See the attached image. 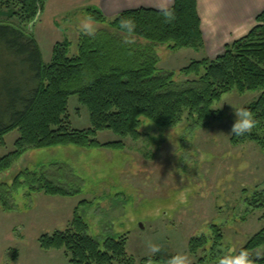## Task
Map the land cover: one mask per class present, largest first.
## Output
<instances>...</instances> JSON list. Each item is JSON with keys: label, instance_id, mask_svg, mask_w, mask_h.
<instances>
[{"label": "rangeland", "instance_id": "374dc122", "mask_svg": "<svg viewBox=\"0 0 264 264\" xmlns=\"http://www.w3.org/2000/svg\"><path fill=\"white\" fill-rule=\"evenodd\" d=\"M95 3L46 2L32 27L45 64L58 42L70 41L69 56L76 54L77 41L84 35L79 24L87 8L98 10ZM11 12L2 10L0 22L17 24V18L9 20ZM113 19L106 18L109 22ZM96 24L98 30L107 28V24ZM155 53L159 59L156 73H173L177 84L192 78L182 75L180 69L204 58L193 49L169 51L166 45L155 47ZM0 55V92L6 83L16 89L25 86V68L8 59L5 51L0 50ZM261 93L233 90L224 94L213 105L217 114L203 124L184 116L176 126L164 128L142 119L137 141L108 130L97 133L95 140L100 144L121 141L123 150L71 145L28 150L0 173V185L10 188L25 171L49 170L58 175L52 166L62 165L69 170L65 175H72L56 185L78 193L47 196L21 186L10 198L13 210L5 212L0 206V264H70L63 251H44L38 241L43 235L65 231L75 211L86 224L87 234L99 244L124 238L127 256L134 264H146L148 241L162 248L152 258L153 264H166L179 252L187 253L192 264H216L230 249L239 251L264 229V207L251 211L246 203L264 191V151L253 142L234 146L230 129L236 119L234 108L249 106ZM67 117L72 130L91 127L88 110L76 96L68 100ZM18 138L16 130L4 137L0 159L15 150ZM213 226L222 236L216 248ZM201 237L206 246L191 254L189 240ZM258 251L260 258L264 257V245L251 255L256 258Z\"/></svg>", "mask_w": 264, "mask_h": 264}, {"label": "trees", "instance_id": "16d2710c", "mask_svg": "<svg viewBox=\"0 0 264 264\" xmlns=\"http://www.w3.org/2000/svg\"><path fill=\"white\" fill-rule=\"evenodd\" d=\"M47 1L0 0V12L12 10L9 20L18 19L17 24L0 22V50L25 68L23 76L27 80L25 86L18 89L6 80L0 92V147L7 134L14 130L19 133L15 150L0 159V173L28 150L67 145L123 150L121 141L100 144L95 140L97 133L108 130L122 139L137 141L141 137L142 119L164 128L176 126L184 116L197 124L206 123L217 114L213 105L233 90L240 93L262 90L259 98L245 107L254 113L257 127L250 134L233 135L231 143L237 146L253 142L264 151V12L256 18L257 25L251 32L227 45L222 55L192 61L180 69L182 75L192 78L177 84L173 73H156L159 59L155 47L166 45L169 51L203 48L196 0H176L171 7L175 12L171 23L164 21L160 11L151 9L125 11L109 22L99 10L87 8L86 16H92L95 23L107 24V28H101L92 37L81 35L76 54L72 56H69L70 41L55 43L50 62L45 64L32 36V27ZM121 18H132L136 23L134 45L123 43ZM72 96L87 108L89 129L69 128L67 107ZM52 167H56L58 175L49 170L25 171L16 177L10 188L0 185L3 211L13 210L10 198L21 186L31 193L42 192L47 196L78 193L57 186L61 181L67 182L72 174L65 175L69 173L65 166ZM246 203L251 211L262 209L264 191L252 195ZM212 229L216 248L222 236L217 226ZM87 231L75 211L69 227L41 236L39 247L44 251H63L70 264H134L127 256L124 238L106 239L99 244ZM206 244L204 237L191 238L188 251L195 255ZM263 245L264 229L242 248L252 254ZM253 259L256 264H264V257Z\"/></svg>", "mask_w": 264, "mask_h": 264}, {"label": "crops", "instance_id": "0c3cea01", "mask_svg": "<svg viewBox=\"0 0 264 264\" xmlns=\"http://www.w3.org/2000/svg\"><path fill=\"white\" fill-rule=\"evenodd\" d=\"M176 0H167L170 7ZM160 0H96V8L106 17L115 18L125 11L158 10ZM204 46L203 59L222 55L227 45L238 41L257 25L264 12V0H196Z\"/></svg>", "mask_w": 264, "mask_h": 264}, {"label": "clouds", "instance_id": "9594fccd", "mask_svg": "<svg viewBox=\"0 0 264 264\" xmlns=\"http://www.w3.org/2000/svg\"><path fill=\"white\" fill-rule=\"evenodd\" d=\"M158 10L160 11L166 23H171L175 20V12L169 6L167 0H160ZM119 26L124 33L123 43L128 46L134 45L135 39L133 34L136 30L135 21L132 18H121ZM97 30L98 26L92 16L84 17V19L81 20L79 24V31L86 36H95ZM222 105L220 107H222ZM234 110L236 119L231 126L230 135L241 137L245 134L252 133V131L257 127L258 124L254 113L250 109L245 107L234 108ZM146 248V264H153L152 258L156 256V254L161 252V245L152 241H148L146 243ZM261 255V252L258 251L256 253V258H260ZM166 264H192V260L187 253L179 252L171 256L166 261ZM216 264H256V261L255 259H253L248 250L241 248L238 252L230 249L226 254L217 259Z\"/></svg>", "mask_w": 264, "mask_h": 264}, {"label": "water", "instance_id": "95a60500", "mask_svg": "<svg viewBox=\"0 0 264 264\" xmlns=\"http://www.w3.org/2000/svg\"><path fill=\"white\" fill-rule=\"evenodd\" d=\"M29 29H31V26L29 27Z\"/></svg>", "mask_w": 264, "mask_h": 264}]
</instances>
